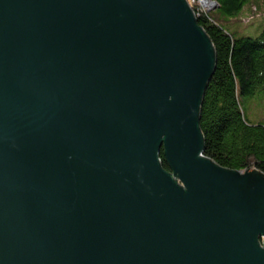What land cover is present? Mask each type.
<instances>
[{"label":"water","instance_id":"95a60500","mask_svg":"<svg viewBox=\"0 0 264 264\" xmlns=\"http://www.w3.org/2000/svg\"><path fill=\"white\" fill-rule=\"evenodd\" d=\"M215 66L186 0H0V264H264V173L204 156Z\"/></svg>","mask_w":264,"mask_h":264},{"label":"trees","instance_id":"16d2710c","mask_svg":"<svg viewBox=\"0 0 264 264\" xmlns=\"http://www.w3.org/2000/svg\"><path fill=\"white\" fill-rule=\"evenodd\" d=\"M220 13L235 16L247 0H213ZM214 8V9H216ZM211 10L200 11L198 25L216 53L215 70L200 106L204 156L233 170L264 173V124H252L242 112L241 97L264 91V31L258 37L236 38ZM162 166L172 172L163 149Z\"/></svg>","mask_w":264,"mask_h":264},{"label":"rangeland","instance_id":"374dc122","mask_svg":"<svg viewBox=\"0 0 264 264\" xmlns=\"http://www.w3.org/2000/svg\"><path fill=\"white\" fill-rule=\"evenodd\" d=\"M219 16L224 27L236 38L258 37L264 31V0H247L242 10L235 16H229L216 9L209 11ZM244 117L252 124H264V91L253 96L241 97Z\"/></svg>","mask_w":264,"mask_h":264},{"label":"built area","instance_id":"2783aa9c","mask_svg":"<svg viewBox=\"0 0 264 264\" xmlns=\"http://www.w3.org/2000/svg\"><path fill=\"white\" fill-rule=\"evenodd\" d=\"M192 8L194 14L199 15L200 11H206L215 7V2L212 0H186Z\"/></svg>","mask_w":264,"mask_h":264}]
</instances>
